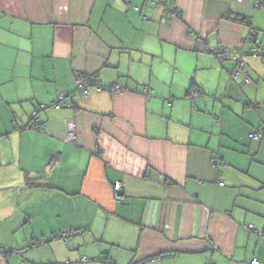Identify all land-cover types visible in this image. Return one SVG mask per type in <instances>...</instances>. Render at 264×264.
<instances>
[{
  "label": "crops",
  "instance_id": "crops-1",
  "mask_svg": "<svg viewBox=\"0 0 264 264\" xmlns=\"http://www.w3.org/2000/svg\"><path fill=\"white\" fill-rule=\"evenodd\" d=\"M154 1L0 0V246H28L0 264L264 258V55L246 42L264 48V5ZM216 44L243 50L248 82L231 79L229 53L206 50ZM78 74L124 88L46 106L44 131L27 126ZM65 228L82 231L53 238Z\"/></svg>",
  "mask_w": 264,
  "mask_h": 264
},
{
  "label": "built area",
  "instance_id": "built-area-1",
  "mask_svg": "<svg viewBox=\"0 0 264 264\" xmlns=\"http://www.w3.org/2000/svg\"><path fill=\"white\" fill-rule=\"evenodd\" d=\"M255 6H262L264 5V0H251ZM168 12L170 13L171 11L176 12V10L172 7L167 8ZM246 42H248L249 47H248V52L250 54L256 55V54H263L264 55V48H261L256 40V38L253 35H250L247 37ZM206 50H209L210 52H213L215 54H223V53H229L230 57L234 60V67L232 68L230 72V77L231 79H234L239 75L243 74V78L241 79L244 82H248L250 80V77L247 73L244 61L241 57L243 50L240 48L236 47H230L227 45H222V44H216L212 46H207ZM75 87L72 91L66 92L64 90H60L57 93L56 100L51 101L49 103H44V102H39L35 103L32 113L35 115L38 109L42 107H46L47 105H54V106H69L77 94H87L89 91L94 90L97 92H117L122 90L124 87L121 85L119 82H114L111 84H103L101 81H99L94 75H88V74H78L75 77L74 80ZM191 94L196 93L195 91L191 90ZM73 123L68 122V128L66 132L65 139L74 141L75 138V132L73 130ZM250 137L253 138H262L263 137V132L261 130H253L249 132L248 134ZM59 155L56 153L53 156H51V160L55 161L58 160ZM210 161L212 165L215 167V176L218 184H223V180L219 179V167L218 164L222 163V160L220 156L216 153L212 154L210 157ZM225 165V164H224ZM112 195L115 201H121L123 200L125 194H124V182L122 180H115L112 183ZM246 229L249 231H253L258 235H262L263 231L261 229H258L255 227L252 223H247L245 225ZM79 231H82L81 229H74V228H65L63 230H60L58 232L53 233V238H60L63 240H67V238ZM43 242V239H40V242ZM25 249H27V246H22V247H15L12 248L11 250H14L15 252L22 253ZM9 249H6L4 246H0V253H4ZM158 256H153L150 257V259L157 258ZM93 258L90 256H87L85 254H82L78 257L77 260L72 261V264H90L91 260ZM250 264H264V258L259 259L257 257H252L250 260Z\"/></svg>",
  "mask_w": 264,
  "mask_h": 264
},
{
  "label": "trees",
  "instance_id": "trees-1",
  "mask_svg": "<svg viewBox=\"0 0 264 264\" xmlns=\"http://www.w3.org/2000/svg\"><path fill=\"white\" fill-rule=\"evenodd\" d=\"M162 2V0H155L154 1V5L156 6V5H159V3H161ZM137 7V6H136ZM135 7V8H136ZM167 11V13H168V9L166 10ZM169 14H175V12H173V11H171ZM246 21V19L244 18V17H242L241 18V21ZM259 44V43H258ZM258 55V54H257ZM260 55H263V54H260ZM74 87H75V83H74ZM59 92V91H58ZM57 92V93H58ZM70 92V91H69ZM68 92H66V94H67ZM56 97H57V95H56ZM56 100V99H55ZM36 103H39V102H36ZM47 106H49V105H47ZM54 106V105H53ZM60 106V105H59ZM62 106V105H61ZM33 107H34V105H33ZM33 107H32V109H31V111H30V119H29V124L27 125V126H29V127H32V128H34V129H37V130H39V131H44V126L40 123V121H39V117H38V111L40 110V109H43L44 107H42V108H40V109H38L37 110V112L35 113V115L32 113V110H33ZM76 139V135H75V138H74V140ZM40 239H43L44 241H45V239L44 238H40ZM40 239H38V240H35L34 241V243H37V244H40V243H42V241L40 242ZM43 241V242H44ZM6 249H9V250H7V251H5L4 253H1V254H8V253H17V254H21V253H19V252H15L14 250H11L12 248H15V247H22V246H4ZM27 248H28V246H27ZM42 264H44V263H42ZM45 264H53V263H45Z\"/></svg>",
  "mask_w": 264,
  "mask_h": 264
}]
</instances>
